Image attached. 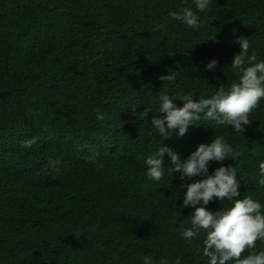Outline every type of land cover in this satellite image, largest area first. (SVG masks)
I'll return each instance as SVG.
<instances>
[{"label":"trees","instance_id":"trees-1","mask_svg":"<svg viewBox=\"0 0 264 264\" xmlns=\"http://www.w3.org/2000/svg\"><path fill=\"white\" fill-rule=\"evenodd\" d=\"M186 7L197 11L195 0H0V264H208L205 232L181 235L194 211L185 186L203 177L182 180L165 153L162 179L150 180L145 159L160 142L183 160L222 136L238 156L210 161L208 174L234 166L238 198L264 214V99L242 133L203 113L182 137L161 141L151 126L162 92L180 107V96L238 82V37L264 61V0H209L197 29L169 15ZM260 251L264 240L244 255Z\"/></svg>","mask_w":264,"mask_h":264},{"label":"clouds","instance_id":"clouds-1","mask_svg":"<svg viewBox=\"0 0 264 264\" xmlns=\"http://www.w3.org/2000/svg\"><path fill=\"white\" fill-rule=\"evenodd\" d=\"M197 11L206 12L209 0H195ZM197 11L183 8L179 12H170L171 18L183 22L186 26L197 29L200 20ZM159 25L154 30H160ZM240 51L233 55L231 67L239 70L238 82H233L226 90L221 85L209 98L194 99L192 95L185 94L176 99L183 101L177 107L173 99L162 92L159 100V112L151 117V126L164 139L171 138L174 134L184 136L190 127L199 125L195 122L201 119L214 120L218 125L231 126L236 132L242 133L244 126L250 124L249 114L255 109L260 100L264 99V61H257L255 52L249 54L250 42L245 36H240L235 41ZM217 64L211 60L206 68L213 69ZM161 81L172 82L176 74L171 71L159 77ZM151 113L144 111L145 118ZM97 119L103 120L102 113L97 114ZM37 138L32 137L22 142V147L28 148L36 143ZM167 153L171 162V171L179 172L183 180L185 177L202 176L203 178L188 183L184 192L182 207L194 208L191 214L190 227L185 228L181 235L185 239H192L202 230L205 232L203 241V255L208 258V264H264V251L249 252L254 249L257 240H264V214H261V204L249 196L240 197L238 190L239 181L236 179L237 171L234 166L216 168L208 174L210 161H223L230 157L236 159L238 153L227 144L222 136H217L210 143H200L185 159L171 148L160 142L158 150L145 159L146 174L150 180L160 181L163 177V156ZM50 166L56 171L59 161H49ZM259 180L257 183L264 186V160L259 165ZM231 201L227 209L215 212L209 211L205 205L213 198ZM144 264H151L148 257Z\"/></svg>","mask_w":264,"mask_h":264}]
</instances>
